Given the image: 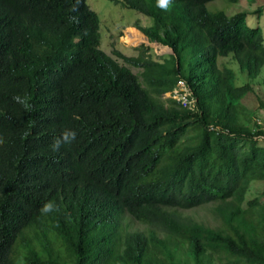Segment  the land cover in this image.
Returning a JSON list of instances; mask_svg holds the SVG:
<instances>
[{"label": "trees", "instance_id": "16d2710c", "mask_svg": "<svg viewBox=\"0 0 264 264\" xmlns=\"http://www.w3.org/2000/svg\"><path fill=\"white\" fill-rule=\"evenodd\" d=\"M114 1L173 54L114 51L133 74L100 49L86 0H0V264H264V210L242 208L264 180V127L239 113L250 85L217 65L231 56L255 79L261 29L214 0ZM179 82L195 111L162 99ZM65 130L75 140L54 150ZM48 201L58 210L42 213ZM209 204L214 227L185 214ZM105 212L119 214L109 226Z\"/></svg>", "mask_w": 264, "mask_h": 264}, {"label": "rangeland", "instance_id": "374dc122", "mask_svg": "<svg viewBox=\"0 0 264 264\" xmlns=\"http://www.w3.org/2000/svg\"><path fill=\"white\" fill-rule=\"evenodd\" d=\"M86 1L89 8L98 15L100 20V49L115 58L118 62L121 60L113 55L114 51H119L122 55L128 57L138 56L143 46H138L140 35L136 30V26L148 27L152 23L151 19L133 9L115 3L114 0ZM258 8L262 10L260 16L254 15L253 13ZM207 9L211 12L224 11L227 15H233L238 12L247 13V25L251 28L259 27L262 31L264 40V0H240L237 4H229L224 0H214L207 4ZM125 27L130 28L127 30ZM130 37H135L137 42L131 44L129 41ZM140 44L149 48L147 53H149L148 56L153 60H159L163 55L167 54V52H170L167 48H160L154 44H147L146 41L140 42ZM121 64L128 67L133 74L141 72V70L130 67L123 61H121ZM220 65H226L227 68L234 73V86L250 85L252 92L239 102L241 106H239L238 110L240 114H244L242 116H245L250 121H258L261 123L260 126L264 127V66L255 79H249L244 73L240 72L237 63L231 56L219 58V68H221ZM261 141L264 140L260 138L258 140L259 144L264 146V142ZM255 201L257 206L252 211L247 212L248 217L250 215L256 217L261 209L264 210V180H256L250 184L242 208L249 210V203ZM216 206L217 204H209L197 208L195 210V215L206 226L214 227L220 223V220L215 218L212 213V210ZM132 229L134 231H139L137 227H132ZM159 234L163 236L162 233ZM215 263L221 264L217 257H215Z\"/></svg>", "mask_w": 264, "mask_h": 264}, {"label": "clouds", "instance_id": "9594fccd", "mask_svg": "<svg viewBox=\"0 0 264 264\" xmlns=\"http://www.w3.org/2000/svg\"><path fill=\"white\" fill-rule=\"evenodd\" d=\"M160 3H161L162 5H166V4L170 3V0H160ZM139 13H140V12H139ZM144 16H145V15H144ZM150 26H151V25H150ZM150 26H148V27L139 26V25L136 26V30L138 31V33H139V35H140V42L146 41L147 44H154V45L159 46L160 48H167L170 52H167V54L163 55L162 58H166V57H168V56H171V55L173 54V51L171 50V48H170L169 46H167V45H163V44H161V43H159V42H156V41H152V40L150 39L149 35H145V34L141 31V28H150ZM129 28H130V27H125V29H127V30H128ZM133 31H134V30H133ZM140 42L138 43V46H139V45H140V46H143V49H142V51H141L140 54H144L145 56L149 57V56H148L149 53H147L149 48H148L147 46H144V45L140 44ZM140 54H139V55H140ZM139 55H138V56H139ZM138 56H131V57H138ZM127 57H128V56H127ZM149 58L152 59L151 57H149ZM162 58H160V59H162ZM220 58H221V57H220ZM225 58H226V57H225ZM160 59H159V60H153V59H152V60H153V61H158V62H160ZM218 59H219V58H218ZM218 59H217V65H218ZM220 67H221L220 69L223 68V66H221V65H220ZM180 84H183V85L185 86V88L188 90V92L191 94V97H192V99L194 100V104H195V108H194L193 110H191V109H189V108H186V107L182 106L180 103H177L175 100H173L172 98H170V97L167 96L169 93H172L176 88H178ZM235 87H237V86H235ZM238 87H241V86H238ZM251 89H252V88H251ZM251 92H252V91H251ZM251 92H250V93H251ZM162 99H164V100H173L175 103L181 105L183 108H186V109H188V110H190V111H195V110L197 109L196 99H195L194 95L192 94L190 88H189L184 82H179V83L177 84V86H175L171 91L164 93V94L162 95ZM257 123H258L259 125H261L260 122L257 121ZM75 138H76V132H75V131L65 130V131L61 134V136H60L59 138H57V139L54 141L53 149H54V150H59V148L61 147L62 144H70V143H72V142L75 140ZM259 139H260V138H259ZM259 139H258V140H259ZM262 139L264 140V138H262ZM261 142H264V141H261ZM2 143H3V141L0 140V144H2ZM252 183H253V182H252ZM252 183H251V184H252ZM40 208H41L40 211H41L42 213H45V214H47V213H49V212H52V211H54V210H58V209H57V206H56L52 201H48V202L43 203V204L41 205ZM159 208H160V211H161L163 214L167 215V216H168V215H173V213H174V212L172 211V207H170V206L162 205V206L159 207ZM195 210H196V209H193V210H186V211H185V214L188 215V216H190V217H192V218H193L195 221H197L198 223L203 224V222H201V221L198 219V217L195 215ZM117 215H119V214H118V213L105 212V213H101V214H99V215H96V217H98L97 219L100 220L102 223H104V224H106L107 226H109V225L112 223V221L114 220V218L117 217ZM128 217L130 218L129 215H128ZM98 223L100 224V222H98ZM100 225H101V224H100ZM203 225H205V224H203ZM205 226H206V225H205ZM129 232L131 233V232H133V231L130 230ZM132 237H133L132 235H130V237H129V234H126V235H124V236L121 237V240H128V241H130ZM91 239H92V241L96 244L97 238L95 237V235H94Z\"/></svg>", "mask_w": 264, "mask_h": 264}, {"label": "built area", "instance_id": "2783aa9c", "mask_svg": "<svg viewBox=\"0 0 264 264\" xmlns=\"http://www.w3.org/2000/svg\"><path fill=\"white\" fill-rule=\"evenodd\" d=\"M167 96L186 108L191 110L195 108L194 100L183 84H180L178 88H176L172 93H169Z\"/></svg>", "mask_w": 264, "mask_h": 264}, {"label": "bare ground", "instance_id": "6f19581e", "mask_svg": "<svg viewBox=\"0 0 264 264\" xmlns=\"http://www.w3.org/2000/svg\"><path fill=\"white\" fill-rule=\"evenodd\" d=\"M129 41L131 42V44H135L137 42V40L135 39V37H130Z\"/></svg>", "mask_w": 264, "mask_h": 264}]
</instances>
